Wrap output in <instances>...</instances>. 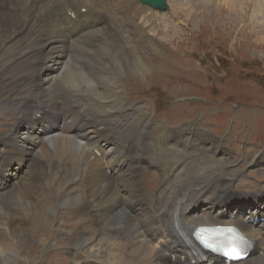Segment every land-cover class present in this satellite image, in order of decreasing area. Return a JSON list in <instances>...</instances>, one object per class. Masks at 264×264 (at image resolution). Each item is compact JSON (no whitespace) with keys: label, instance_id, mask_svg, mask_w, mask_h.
Instances as JSON below:
<instances>
[{"label":"bare ground","instance_id":"obj_1","mask_svg":"<svg viewBox=\"0 0 264 264\" xmlns=\"http://www.w3.org/2000/svg\"><path fill=\"white\" fill-rule=\"evenodd\" d=\"M13 1L11 9L5 12V0H0V23H4L6 27L15 24L20 32L27 33L22 39L23 46L6 48L12 56H19L16 58L21 64L19 69L25 72H17L12 68L11 72L0 80V98L6 99V102L0 105L7 110L15 106L17 112L14 123L0 135V152L10 153L15 161H21L15 164V174L18 176L23 173V176L20 181L11 184L9 191L0 195V263L6 264L12 261L10 253L12 256L16 253L15 244L18 245L25 239L24 230L29 217L33 214L37 215L31 210L33 207L42 209L41 220L48 223L57 236L65 239L66 236L70 237V231L61 227V219L65 220L64 217L59 215L56 208L50 207L55 204L59 207L64 203L67 204L66 207L71 211L73 218L79 217L82 221V226L74 240L95 248V251H92L97 253L99 262L226 264L222 259L203 252L195 243L193 236L199 227L234 226L251 244L248 257L234 264L255 262L264 264V223L252 225L249 220L240 216L234 217L231 221L233 214L227 217L228 219L220 221L216 214L214 216L210 211L202 213L192 211L196 206L198 207L194 204L199 201H206L207 204H224L231 200L263 197L262 194L256 193L250 194L251 198L246 195L241 197L240 194L228 193L232 191L231 188L224 189L226 187L224 182L234 180V177L225 170L229 160L208 155L198 146L205 137L203 131L197 130L192 124L185 126L189 130L183 129L184 127L171 130L164 124L154 125L148 117L145 118L140 108L125 106L126 98L120 92L122 71L99 70L91 77L89 87L93 93L108 96L113 90L107 89V84L109 82L117 84L115 88L117 95L114 92L111 97L115 105L119 104L111 115L115 114L119 122L100 121L88 116L81 108L82 103L78 100L76 91L68 89L65 85L62 76L64 66L72 57H70L72 50L80 45L82 40H86L87 35L108 38L120 36L121 39L130 42L134 48L132 68L137 66L134 67L138 70L136 75L142 77L147 72L145 68H148L139 55V48L144 43L149 49L155 48L156 45L147 28L139 22L141 18L145 19L144 15L141 16L145 10L142 9L143 13H141L138 8H133L132 0H77L80 5L100 1L104 12L112 18L109 22L102 18L101 22L111 24L113 27L111 28L102 25L94 11L83 15L77 13L76 0H70L71 4L60 2L57 8L54 4L55 0ZM258 1L260 4L264 3V0ZM197 4L209 7L213 4V0H208L205 5L200 2ZM89 7L87 6V10ZM259 7L261 10L264 9L260 5ZM52 13L55 16H52ZM62 17L66 19L65 26L70 24L64 31ZM80 24L82 27L79 28ZM56 47V53L52 56ZM47 57H50L52 68L58 69L59 72L48 69L49 72L41 76L40 72H37V66ZM27 97L32 98L30 102ZM114 109L110 108V110ZM48 113L55 116L53 122L56 121L61 125L57 127L56 132L46 134L39 139L38 149L26 141L30 129L28 132L24 131L21 136L25 143L18 144L13 141L16 136L15 130L21 124L26 126L32 124V129H40L45 125L42 129H46L44 116ZM124 127L132 130L137 127V130L131 131V135L123 132ZM146 130H149L154 140V142L149 141V146L154 155H160L161 160L157 159V156H143L136 150L138 148L136 145L145 137ZM195 132L197 139L192 138L190 143L189 138L186 137L169 140L172 135L177 136L181 133L192 135ZM212 139L215 140L213 137ZM59 154H62L63 159L57 158ZM178 154L179 159L175 163H168L175 160ZM29 156L31 159L25 168L24 160ZM254 157L252 156V159ZM262 161L259 159L258 163L261 164ZM119 164L121 167L118 166ZM2 166L3 161L0 162V178L9 172L8 168L1 170ZM215 173H219L217 178H221L209 183L208 179ZM58 176L61 178L60 185L64 186L63 191L58 188L59 182L56 186H51L52 180ZM38 187L39 192H37ZM182 193L185 199L189 197L186 201H180ZM228 194L232 196L228 197ZM211 198L216 201L208 202ZM250 202L254 203L252 200ZM211 208L209 207L210 210ZM51 216L55 217V221L51 222ZM126 216L130 222L129 230L127 229L128 231L121 237L124 245L122 250L126 253H122V258L119 259L118 256L121 255L118 251L119 235L117 236L115 232L118 224L114 218L121 224ZM22 228L24 230L21 232ZM41 242L40 244L44 246L45 239ZM257 250L260 252L254 256ZM252 254L254 258L251 259Z\"/></svg>","mask_w":264,"mask_h":264},{"label":"rangeland","instance_id":"obj_2","mask_svg":"<svg viewBox=\"0 0 264 264\" xmlns=\"http://www.w3.org/2000/svg\"><path fill=\"white\" fill-rule=\"evenodd\" d=\"M134 1L132 0L133 8H138L137 10L141 13L145 10L141 15H144L145 19L141 18L142 21L140 19L139 22L147 28L148 34L156 44L155 48L151 49L145 43L139 48V55L148 68H145L147 72L141 77L136 75L138 70L135 68L137 66L132 68L134 48L130 42L121 39L120 36L108 38L95 35L91 38L87 35L88 37L85 36L86 40H82V43L80 42L81 44L72 50L70 53V57H72L64 66L62 76L66 87L76 91L77 98L83 105L81 108L88 116L100 121L119 122L115 114L111 115L119 104L115 105L111 97L114 92L117 95L115 90L117 84L113 82L107 84V89L113 90L108 96L93 93L89 87L91 77L99 70L122 71L120 92L126 98L125 106L140 108L145 118L148 117L154 125L164 124L171 130H178L182 127L189 130L185 126L195 125L197 130L203 131L205 135L198 146L202 147L208 155H216V158L224 157L229 160L225 170L227 174L234 177V180L224 182L223 184L226 185L224 189L231 188L232 191L228 193L240 194L241 197L246 195L251 198L250 194L253 193L263 195L260 199H250L254 203L250 200H231L224 204H207L206 201H199L194 204L198 207L196 206L197 208L195 207V210L192 211L200 213L210 211L214 216L216 214L220 221L228 219L227 217L233 214L231 221L234 220V217L240 216L249 220L252 225H261L264 223V3L260 4L258 0H227L228 2L213 0V4H210L211 8H209L197 4L200 2L205 5L208 0H166L168 10L158 13V11L143 7ZM13 2V0H5V12L11 9ZM60 2L71 4L70 0H55L56 8ZM96 2L80 5L76 0V12L83 15L94 11L100 22L102 18L109 22L112 19L111 15L104 12L100 1ZM259 5L263 7V10ZM87 6H90L88 10ZM52 16H55L54 13ZM62 19V30L64 31L70 24L65 26L66 19L64 17ZM81 24L79 28L82 27ZM101 24L113 28L109 23L101 22ZM17 28L18 26L15 24H9L6 27L4 23H0V37H2L0 39V80L8 72H11L12 68L17 72H25L19 69L21 64L16 59L19 56H12V53L9 54L6 49H12L17 45L23 46L22 39L27 36V33L20 32ZM3 31L4 33H2ZM56 50L57 47L52 56L55 55ZM49 59L50 57L42 59L37 66V72H40L41 76L49 72L48 69H51L52 72H59L58 69L52 68ZM128 62H131L130 65ZM27 98L28 102L32 99L31 97ZM22 101L25 103V100L22 99ZM5 102V98H0V104ZM110 108L114 110H110ZM16 113L15 106L7 110L0 105V135L14 123ZM54 117L52 113L44 116L45 124H47L46 129H42L45 125L40 129H32V124L19 125L15 130L16 136L13 141L18 144L29 141L34 148L38 149L39 139L46 134L56 132L57 127L61 125L56 121L53 122ZM29 129V137L26 141H22V134L24 131L28 132ZM135 130L128 127L123 128V132L128 134ZM70 133L72 134L71 131ZM144 134L145 137L139 140L136 145L138 148L134 147V149L143 156H157L156 158L160 159V155H154L149 146V141L152 140L149 130H146ZM172 136L169 140L186 137L189 138L188 142L190 143L192 138L197 139L196 132L192 135L181 133ZM252 156L255 157L252 159ZM11 157L10 153L2 154L0 152V162L3 161L1 170L9 169V172L0 178V195L9 191L12 187L11 184L20 181L23 176V173L18 176L15 174V164L21 161H15ZM5 158H7L6 161ZM57 158L63 159L62 154H59ZM30 159L29 156L24 160L25 168ZM178 159L179 154L175 160L168 163H175ZM251 159L254 165L250 163ZM259 159L263 160L261 164L258 163ZM257 165L263 167H255ZM118 166L121 167L120 164ZM217 176L219 173L213 174L208 182L213 183L215 179L221 178H217ZM60 180L59 176L55 177L51 186H56ZM58 188L61 191L64 190V186L60 185V182ZM37 192H39V187ZM230 196L232 195L228 194V197ZM187 199L183 194L180 201ZM178 201L179 199H177ZM215 201L211 198L208 202ZM208 205L212 207L211 210ZM66 206L67 204L61 203L59 207L56 204L50 207L51 209L56 208L59 215L64 217L65 220L61 219V227L70 231V237L66 236L68 241L65 237L57 236L48 223L41 220L42 209L33 207L31 210L37 215L33 214L34 217L30 215L26 226L28 228L21 230V232L24 230L25 239L20 244H15L14 251L16 253L14 256L10 253L12 261L6 264H108L107 261L99 262L97 253L92 251H95V248L80 242L79 244L74 240L77 231L82 226V221L79 217L73 218L71 211ZM54 218L50 217L51 222L55 221ZM114 219L118 224L115 232L117 236L119 235L117 237L120 242L118 251L121 255L118 258L121 259L122 253H126L122 250L124 245L121 237L129 230L130 222L127 216L121 224H119V220ZM43 239H45L44 246L41 245ZM261 245L263 247L262 242ZM259 252L257 250L254 256ZM253 254L251 259L254 258Z\"/></svg>","mask_w":264,"mask_h":264},{"label":"snow or ice","instance_id":"obj_3","mask_svg":"<svg viewBox=\"0 0 264 264\" xmlns=\"http://www.w3.org/2000/svg\"><path fill=\"white\" fill-rule=\"evenodd\" d=\"M232 231V229H228ZM208 247H213L211 244H206ZM223 255L229 260H239L242 258L239 247L234 241H229L227 246L223 248Z\"/></svg>","mask_w":264,"mask_h":264},{"label":"water","instance_id":"obj_4","mask_svg":"<svg viewBox=\"0 0 264 264\" xmlns=\"http://www.w3.org/2000/svg\"><path fill=\"white\" fill-rule=\"evenodd\" d=\"M143 7H148L158 13H163L168 10L166 0H136Z\"/></svg>","mask_w":264,"mask_h":264}]
</instances>
